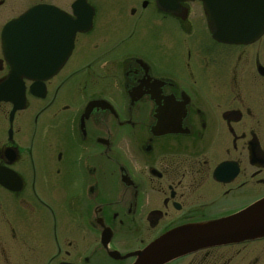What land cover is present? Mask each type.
I'll return each instance as SVG.
<instances>
[{
	"label": "flooded vegetation",
	"instance_id": "flooded-vegetation-1",
	"mask_svg": "<svg viewBox=\"0 0 264 264\" xmlns=\"http://www.w3.org/2000/svg\"><path fill=\"white\" fill-rule=\"evenodd\" d=\"M251 14L256 35L229 42L201 1L0 0V264H40L37 248L41 264H135L264 201ZM25 15L20 42L7 32ZM168 264H264V235Z\"/></svg>",
	"mask_w": 264,
	"mask_h": 264
},
{
	"label": "water",
	"instance_id": "water-1",
	"mask_svg": "<svg viewBox=\"0 0 264 264\" xmlns=\"http://www.w3.org/2000/svg\"><path fill=\"white\" fill-rule=\"evenodd\" d=\"M166 11H174L181 3L201 1L206 6L209 20L214 22L218 36L229 42H246L256 35L248 30L253 26V11H262L264 2L259 0H157ZM28 15L16 21L7 32L11 36L18 30L20 42L27 41ZM12 30V32H11ZM264 235V201L252 210L236 217L203 226H188L173 230L137 254L135 264H168L197 250Z\"/></svg>",
	"mask_w": 264,
	"mask_h": 264
},
{
	"label": "rangeland",
	"instance_id": "rangeland-1",
	"mask_svg": "<svg viewBox=\"0 0 264 264\" xmlns=\"http://www.w3.org/2000/svg\"><path fill=\"white\" fill-rule=\"evenodd\" d=\"M146 20H147V25H146L147 28L155 27L157 24V21H156L154 15L152 13V7L148 8V10H146ZM114 21H115L114 26H115V28H117L119 25L117 24L118 22L116 20V17H115ZM136 42H138V41H136ZM50 245H51V243H50ZM44 252H45V249L43 250L42 248L41 249L37 248L36 256L40 260V264L42 263V260L45 259V257L43 256Z\"/></svg>",
	"mask_w": 264,
	"mask_h": 264
}]
</instances>
